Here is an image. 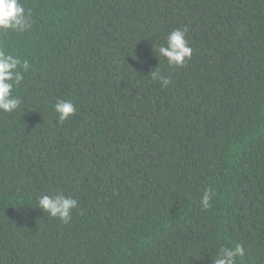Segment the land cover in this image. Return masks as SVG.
Here are the masks:
<instances>
[{
	"label": "trees",
	"instance_id": "16d2710c",
	"mask_svg": "<svg viewBox=\"0 0 264 264\" xmlns=\"http://www.w3.org/2000/svg\"><path fill=\"white\" fill-rule=\"evenodd\" d=\"M0 264H264V0H0Z\"/></svg>",
	"mask_w": 264,
	"mask_h": 264
}]
</instances>
